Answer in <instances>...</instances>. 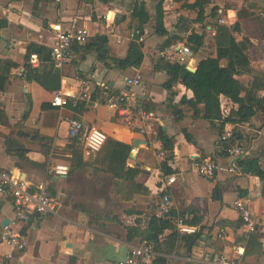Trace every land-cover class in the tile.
<instances>
[{"label": "crops", "instance_id": "obj_1", "mask_svg": "<svg viewBox=\"0 0 264 264\" xmlns=\"http://www.w3.org/2000/svg\"><path fill=\"white\" fill-rule=\"evenodd\" d=\"M196 1L109 0L104 3L101 0H64L57 4L55 0H0V59L19 65L12 71L6 90L0 92V108L5 111L10 124V127L0 125V171H8L27 181L33 191L44 187L55 202V212L43 221L15 224L14 200L10 195L0 194V264H116L125 259L133 247L142 245L136 234L129 239L128 229L144 231L150 216L159 215L158 204L164 194L171 197L177 215L191 211L202 218L199 226L190 224L198 228L200 238L189 250L191 236H179L173 248L172 232L166 231L160 239L154 264H209L213 254L240 258L244 264H264L263 182L241 171L239 161L215 155L220 137L219 123H216L218 128H213L208 120L196 117L187 103L193 99V93L182 84L166 89L168 73L155 68L163 59L161 55H170L172 47L187 46V38L192 33L205 36L203 47L196 52L192 50V58H188L190 65L187 67L197 68L201 60L215 54L220 41L217 34L221 19L226 21L221 25L228 29L233 30L239 25L240 31L233 33L237 42L254 43L264 39L262 33L261 37L258 35L262 27L253 20L255 16L249 14L256 12L251 9V3L246 4L245 14L241 9L224 8L222 4L208 0L206 14L209 18L202 24L189 25V32L182 33L177 28L181 9ZM136 2H144L151 16L145 27L148 32L143 47L145 57L140 68L121 70L115 61L127 56L132 38L122 33L117 21L128 16ZM158 4L163 6L164 25L168 31L165 37L155 33ZM212 7L217 9L215 17L210 16ZM248 15L252 17L248 19ZM58 23L65 29L87 28L91 45L96 37H102L107 43V56L103 59L98 57L95 47H74L73 58L63 70L60 91L64 94L78 92L79 80L83 79L103 95L123 92L127 89L126 80L141 74L142 85L133 88L132 94L138 108L156 112L158 122L153 133L143 135L128 128L124 120L105 105L89 103L79 110L54 108L51 104L54 93L20 76L29 49L32 54H38L34 48L51 49L56 44L52 25ZM255 27L259 29L256 34ZM167 40L174 44L162 50ZM250 48L253 47L250 45ZM41 69L43 72L44 68ZM253 69L264 73V68ZM250 80V75L241 77L246 84ZM221 103L224 115L237 108L225 97H221ZM203 108L199 107L200 110ZM71 119L100 129L108 138L132 149L133 144L139 142L135 158L127 162V168L140 171L129 201L115 192V179L102 171L96 155L84 153L86 166L70 173L69 177L55 176L53 167L63 164L56 163L58 157L71 156L66 149L72 139L69 135ZM160 129L174 140L173 160L168 162L170 175L164 173L163 160L157 158V153L163 149L158 139ZM235 129L245 136L242 142L247 154L241 160L259 158L264 170V113H258L243 125L227 124L224 133H233ZM11 135L25 147L28 161L8 154L6 137ZM39 136L51 141L38 143ZM43 145L52 148L46 165V157L41 151ZM208 157H215L217 164L213 178L203 177L195 171V166ZM231 167H235V173L230 172ZM173 175L177 180L169 186L167 178ZM137 184L147 193L136 190ZM238 200L249 204L259 222L252 234L246 233L235 208ZM5 221H8L6 226L12 225L24 238L27 246L23 252L2 242Z\"/></svg>", "mask_w": 264, "mask_h": 264}, {"label": "trees", "instance_id": "obj_2", "mask_svg": "<svg viewBox=\"0 0 264 264\" xmlns=\"http://www.w3.org/2000/svg\"><path fill=\"white\" fill-rule=\"evenodd\" d=\"M101 1L109 3V0ZM209 4L208 0H197L194 4H188L183 7L180 12L178 30L182 33H188L189 25L204 23L209 18L206 14V8ZM211 15L213 17L217 15L216 8L212 10ZM164 19L163 6L158 4L154 18L156 23L155 33L161 37L168 36ZM150 21L151 16L148 13L146 4L144 2H136L131 13L117 21V24L123 34L131 37L135 30L144 31ZM219 26L221 27L218 29L219 34L217 36L220 41L217 44L215 54L201 60L197 65L196 72H190L186 65L171 62L165 60V58L159 60L155 68L162 69L168 73L169 80L165 83L166 89L171 90L176 84H182L193 93V99L187 103L195 111V116L208 120L213 128H218L216 123H219L220 128L218 130L220 136H222L225 125H243L249 123L258 113H264V98H261V93L264 92V73L251 68V60L247 55V41L237 42L233 36V33L240 31L239 25L234 27L233 30L221 24ZM178 39L183 41L182 38ZM90 43L91 41L80 47H95L100 59L107 56V43L102 37H96L93 39L92 45ZM204 43L205 36L203 34L192 33L187 38V44L194 52L203 47ZM173 44V41H165L162 45V50L170 48ZM143 47L144 44L139 43L136 38L131 39L127 56L124 59L116 60V66L121 70L140 68L145 57ZM31 54V49H29L21 76L25 77L28 82L38 83L48 92L55 93L61 90V79L64 76L63 70L67 65L61 70L57 69L51 59V49L41 47L38 53L41 65L39 68H34L30 64ZM42 67L44 68L43 72H41ZM17 68H19L17 63L0 59V92L6 90L12 71ZM245 75H250L251 77L248 84L241 81V77ZM221 97L229 99L237 108L224 115ZM93 98H96V94H94ZM84 105H79L75 110L82 109ZM200 106L204 107L203 110L199 109ZM0 125L10 127L8 117L1 108ZM158 139L163 145V150L167 153L165 160L161 163V167L166 175H170L172 172L168 167V162L173 160L174 140L168 137L162 129L158 132ZM244 139L243 132L235 129L229 144H237ZM47 140L51 141L47 137L39 136L37 141L38 143H43ZM6 145L9 155L28 161L25 147L13 135L6 137ZM66 149L71 154L67 158L70 173L82 170L86 166V162L84 160L85 151L81 146L80 139L72 138ZM41 151L46 157V165L50 159L52 148L50 145H43ZM131 151V146L108 138L102 150L96 155L97 163L102 167V171L111 174L115 179V192L125 201H129L131 193L135 191V180L140 173L138 169L127 168ZM238 165L244 173L258 177L263 182L264 187V170L259 158L239 160ZM136 190H142V192L147 193L139 184H137ZM189 213L193 216L189 223L199 226L202 218L198 217L194 212L189 211ZM178 216L174 209L170 214L159 213V215H152L144 231L138 232L133 228L128 229L129 239L136 234L142 244H150L155 251H158L161 237L165 235L166 231H171V244L174 248L180 236L175 223V219ZM189 236H191V239L188 248L191 250L199 240L200 235L197 232ZM157 258L156 256L154 262Z\"/></svg>", "mask_w": 264, "mask_h": 264}, {"label": "built area", "instance_id": "obj_3", "mask_svg": "<svg viewBox=\"0 0 264 264\" xmlns=\"http://www.w3.org/2000/svg\"><path fill=\"white\" fill-rule=\"evenodd\" d=\"M64 0H55L57 4H61ZM220 24H225V19H221ZM52 31L55 33L57 42L51 48V59L57 69H63L73 58V50L76 46H84L89 42L90 32L87 28L65 29L62 24H53ZM148 32L135 30L131 38H136L141 44L146 41ZM170 55L162 54L161 56L168 61L178 62L184 65H190L188 58H192V50L187 46H174ZM30 64L39 67L40 60L38 54L33 53L30 57ZM22 74H20L21 76ZM141 74L134 78L127 79V89L118 93H106L103 95L91 87L87 80H79L80 89L72 94H64L62 91L54 93L52 106L54 108L63 109L72 107L76 109L81 104H91L95 106L105 105L115 114L121 117L128 128L143 134L149 135L153 133L158 122V116L155 111L144 110L137 107L133 98L132 89L142 85ZM96 92V93H95ZM96 94V98L93 96ZM264 98V93L261 94ZM69 135L71 138H79L83 142L85 153L88 155H97L104 147L108 137L100 129L88 127L84 122L76 119L69 120ZM232 132H225L219 137L215 147V155H222L230 159V161L238 162L246 154V146L244 142L237 144H229ZM136 153V149H132ZM167 153L162 149L157 153L159 160H165ZM195 171L206 178H213L216 175L217 164L215 157H208L195 166ZM56 177L65 179L70 175V167L66 164H57L53 167ZM230 172L235 173V167L230 168ZM177 180L175 175L167 178V185H173ZM30 183L15 177L8 171H0V194L10 195L14 200L15 206V224H29L31 222L39 223L43 219L55 212V202L44 187L32 190ZM235 208L238 210L247 234H252L257 230L259 224L255 218L249 204L244 200L235 202ZM174 209L171 197L167 194L163 195L162 200L158 204L160 214H170ZM1 217V212H0ZM193 216L186 212L179 215L176 219L177 231L182 238L187 235H194L198 232V228L191 226L190 221ZM2 242L15 249L17 252H23L26 249L24 238L15 231L12 225L5 226L1 234ZM157 256L156 251L150 244H142L133 247L125 259L118 261L116 264H153ZM209 264H244L240 258H231L225 254H213L209 260Z\"/></svg>", "mask_w": 264, "mask_h": 264}, {"label": "rangeland", "instance_id": "obj_4", "mask_svg": "<svg viewBox=\"0 0 264 264\" xmlns=\"http://www.w3.org/2000/svg\"><path fill=\"white\" fill-rule=\"evenodd\" d=\"M210 2L213 4H215V3L222 4L224 6V8L229 7V8H234V9H241V12L245 13V14H247L246 13L247 12L246 4L251 3V6H252L251 9L256 10V12L255 13H249V14L255 16L253 18V20L256 19V22H258L259 26L261 24L262 29L258 35L260 36V34L262 33L264 36V3H262L261 0H210ZM125 4H128V2L126 1ZM212 8L214 9L215 7H212ZM251 15H248L249 16L248 19L250 17H252ZM257 31L259 32L258 27H255L254 28V34H256ZM259 36H257V37H259ZM261 38H264V37H261ZM247 44H248L247 55L251 60V68L252 69H253V67L264 68V39H260V41H258V42L255 41L254 43L247 42ZM252 44H253V46H252ZM250 45H251V47H253L252 49L250 48ZM26 143H28V142L26 141ZM81 146H82L83 150L85 151V148L83 146L82 141H81ZM59 154L62 155V153H59ZM59 154H57V155H59ZM57 162L69 165V162H68L66 156L58 157L56 163Z\"/></svg>", "mask_w": 264, "mask_h": 264}, {"label": "water", "instance_id": "obj_5", "mask_svg": "<svg viewBox=\"0 0 264 264\" xmlns=\"http://www.w3.org/2000/svg\"><path fill=\"white\" fill-rule=\"evenodd\" d=\"M33 51L39 53V52H40V48H34ZM187 69H188L190 72H193V73H194V72H196V69H197V68L194 69V68L188 66ZM41 71H42V69H41ZM138 147H139V142H135V143L133 144V148H134V149H137ZM134 158H135V153L131 152V154H130V156H129V159H130V160H133ZM7 224H8V221H5L3 225L6 226Z\"/></svg>", "mask_w": 264, "mask_h": 264}]
</instances>
